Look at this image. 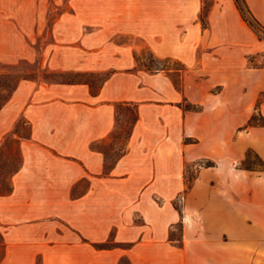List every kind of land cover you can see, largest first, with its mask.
I'll use <instances>...</instances> for the list:
<instances>
[{
  "label": "crops",
  "instance_id": "obj_1",
  "mask_svg": "<svg viewBox=\"0 0 264 264\" xmlns=\"http://www.w3.org/2000/svg\"><path fill=\"white\" fill-rule=\"evenodd\" d=\"M205 1L0 0L13 7L1 32L22 41L14 60L35 59L31 39L52 37L42 67L110 71L97 90L23 78L0 106V146L15 133L21 154L0 193V264H264V170L241 165L249 150L264 162V122L243 127L255 108L264 118V66L249 63L264 39L236 0H211L205 23ZM246 1L264 24V0ZM145 53L182 66L152 70L138 64ZM120 104L136 118L108 167L99 144ZM203 159L214 164L188 185V165Z\"/></svg>",
  "mask_w": 264,
  "mask_h": 264
},
{
  "label": "rangeland",
  "instance_id": "obj_2",
  "mask_svg": "<svg viewBox=\"0 0 264 264\" xmlns=\"http://www.w3.org/2000/svg\"><path fill=\"white\" fill-rule=\"evenodd\" d=\"M10 2L12 0H5ZM211 0H206L204 3V8L202 10L201 18L206 23V13ZM236 3L240 9L241 15L245 20V29L247 31H255L257 36L264 39V24L260 22L258 17L252 11L250 5L246 0H236ZM65 5H54V8H64ZM242 7V9H241ZM51 8V6H50ZM7 11L12 12V6H0V13ZM50 15L46 22L41 23L43 29H49L52 25L53 15L56 14L55 11L48 12ZM52 15V16H51ZM26 25V23H24ZM6 22H0V49L2 56H0V106H2L6 100L10 97L13 89L16 87L17 83L23 78H33L42 80H87L91 83L92 88L97 90L104 78L109 74L110 71H97V72H81V71H59L51 70L46 67H42V61L45 60L44 47H47L49 42L53 41L52 37H38L36 39H31L34 41L37 56L35 59H29L27 57H21L17 60L13 59V53H19L23 50L22 41L14 36L5 35L1 32L3 27L9 28ZM48 42V43H47ZM47 43V44H46ZM249 63L251 65L264 66V51L250 54ZM139 65H146L152 70L155 67H174L180 68L182 65L177 61L170 60H156L152 54L145 53L143 56L138 57ZM176 72H180L177 70ZM213 91L217 90V87L212 88ZM264 99V94L261 95ZM258 102L256 103L257 107ZM182 105L186 109H196L200 108V105H195L187 101H183ZM136 116V110L132 104H120L118 105V123L117 127L109 140H106L99 144L107 155L108 167L113 164L116 158L123 152L128 134L131 130L132 124ZM264 118L259 113L257 108L253 110L251 117L245 123L243 127H247L249 123H263ZM242 127V128H243ZM16 131L20 136H26L29 132L28 124L21 119L16 126ZM18 137L15 133H10L0 146V193H7L11 189L10 176L17 170L21 164V154L18 145ZM203 159L196 164H189L186 169L187 183L190 184L194 175L196 174V168L201 163L206 162ZM241 165L246 169L253 170H264V162L259 157V155L253 151L249 150L246 157L242 160ZM176 205L180 206L179 198L175 199ZM179 225L173 230V236L179 235ZM4 253V245L2 243V235L0 234V259Z\"/></svg>",
  "mask_w": 264,
  "mask_h": 264
},
{
  "label": "trees",
  "instance_id": "obj_3",
  "mask_svg": "<svg viewBox=\"0 0 264 264\" xmlns=\"http://www.w3.org/2000/svg\"><path fill=\"white\" fill-rule=\"evenodd\" d=\"M239 1V0H238ZM241 9H242V7H241ZM243 10V9H242ZM135 118H136V116H135ZM135 120V119H134ZM249 124H251V123H249ZM130 132H131V130H130ZM129 132V133H130ZM205 164L206 165H212V164H214V162L212 161V160H207L206 162H205Z\"/></svg>",
  "mask_w": 264,
  "mask_h": 264
}]
</instances>
